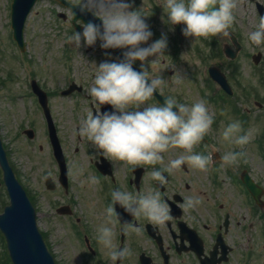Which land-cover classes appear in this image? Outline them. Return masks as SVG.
<instances>
[{"label": "rangeland", "instance_id": "374dc122", "mask_svg": "<svg viewBox=\"0 0 264 264\" xmlns=\"http://www.w3.org/2000/svg\"><path fill=\"white\" fill-rule=\"evenodd\" d=\"M11 1L0 0V138L8 162L25 190L33 196L37 210V226L39 231L45 234V242L55 263L103 264V246L96 239V229L103 223V181L96 176V171L90 165L92 159L97 160L93 155L94 148L86 138L77 134V130L87 112L97 107L87 94L94 79L96 65L112 58L103 52L99 41L94 47H90L89 52L87 47L75 50L68 41V37L74 31L64 21L54 18V10L59 12L63 10L57 8L50 0H38L28 16L24 27L25 52L19 53L12 40ZM68 1L79 3V0ZM245 5L248 6L246 0H238V8L235 11L237 19L232 30L240 36L243 49L234 65L240 72L241 85L247 88L254 87L258 91L257 99L249 97L252 100L249 102L251 105L255 100L264 103V88H261L258 78L261 73L264 77V45H253L248 39L249 34L255 30L258 19L255 18L252 8H247ZM141 8L144 9L146 6ZM226 39L221 37V44ZM189 40L190 45L196 44L195 37H189ZM258 52L263 56L262 64L259 66L251 61V55ZM155 59L156 57H149L146 67L153 75L160 73L164 79H170L174 84L175 96L185 92L186 89L193 90L189 82L192 81L191 77L198 76V67L202 68V74L199 76L206 80L204 76L206 68L218 66L216 64L220 63L219 67L225 71L224 67L227 66L221 58L206 62L202 58L192 57L187 52L177 63L168 56H163L157 61H154ZM152 61L154 62L150 65ZM137 64L140 65V62L137 61ZM168 68L173 69V77H168ZM235 71L234 75L231 74V79L238 89L240 85L234 78ZM178 77L182 78L179 83ZM31 80H35L49 92H60L72 81L85 87L80 94L75 93L67 98L57 95L50 101L57 136L68 165L70 188L67 195L63 190L51 191L45 187L47 178H51L56 184L57 168L46 138L41 113L29 88ZM190 99L195 102L199 98L196 95ZM252 110L255 111L253 114L258 113L256 108ZM262 115L258 123H251L249 128L251 140L259 132L263 134ZM26 129L34 131L33 140L23 135L22 132ZM209 134L215 137V132L210 131ZM220 139L226 146L222 133ZM252 146L250 141L243 149L250 164L260 167L264 189V166L260 164L259 158L254 153L255 147ZM76 169H82V174H74ZM90 177H96L98 183H91ZM1 180L0 171V212L8 204V197ZM224 188L230 206L232 205L233 210L239 211L238 200L233 199L234 191L228 185ZM69 202L72 203L71 216L56 214L55 210L58 207ZM254 227L252 264H264V230L259 223ZM84 236L90 240V245L95 250L94 256L86 250ZM7 258L5 241L0 238V264H9Z\"/></svg>", "mask_w": 264, "mask_h": 264}, {"label": "clouds", "instance_id": "9594fccd", "mask_svg": "<svg viewBox=\"0 0 264 264\" xmlns=\"http://www.w3.org/2000/svg\"><path fill=\"white\" fill-rule=\"evenodd\" d=\"M134 3L135 0H79L75 4L81 13H91L101 21L80 22L82 30L74 31L68 37L75 50L94 47L98 41L102 49L124 50L122 59H108L96 65L87 94L97 107L95 112H87L77 134L94 148L95 157H109L134 167L162 164L164 153L183 149L166 167L151 171V178L163 184L166 181L164 172L180 169L185 163L200 170L207 169L212 155L195 152L194 148L208 135L215 117L209 102L203 98L188 104L180 102L176 96L162 95V103H149L167 81L160 73L153 75L146 64L149 57H156L154 61H157L166 56L168 38L162 34L148 43L153 32L145 19L147 15L134 8ZM237 8L238 0H166L164 12L170 25H184L181 31L186 38L229 37L237 19ZM72 15L76 16L73 10ZM248 39L253 45H264V15L259 17ZM145 44L147 46H143ZM137 61L140 62L139 70L134 67ZM181 79L178 77L177 82ZM105 104L111 105L112 110L102 112L101 106ZM222 137L241 149L251 141L239 120L224 126ZM245 155L242 150H229L221 157V167L237 165ZM74 174H82V169H76ZM89 180L98 183L96 177ZM201 202L199 196L189 197L184 208H195ZM117 206L132 219L144 217L157 225H163L172 215L159 191L134 192L119 187L112 190L111 203L105 209V221L96 229V239L107 250L113 264H123L132 255V250L116 244V220L121 221L122 233L132 230L140 234L143 227L122 222Z\"/></svg>", "mask_w": 264, "mask_h": 264}, {"label": "flooded vegetation", "instance_id": "af4514ba", "mask_svg": "<svg viewBox=\"0 0 264 264\" xmlns=\"http://www.w3.org/2000/svg\"><path fill=\"white\" fill-rule=\"evenodd\" d=\"M139 1L136 9L147 15L145 19L149 25L164 12L163 4L166 0H152L161 9L159 13L153 11V6L149 3L151 0ZM142 6L146 8L142 9ZM179 25L181 29L184 26ZM191 80L189 83L193 90L186 89L176 97L180 102L188 104L193 103L190 97L196 95L199 99H206L208 105L217 110L210 131L213 129L214 132L222 131L232 120H239L244 131L249 134V119L252 114L249 102L228 97L217 85L210 93L211 88H204L203 84H199V76ZM173 87L174 85H169V91L175 96ZM49 97L51 98L50 95ZM149 103L155 101L151 100ZM237 104L241 107L242 113L238 117L235 110ZM259 110L262 111L263 107ZM229 150L244 151L228 142L224 146L218 137L212 141L208 134L194 148L195 152L212 155V161L207 169L200 170L190 163H185L176 172L175 170L164 172L166 181L163 184L151 178V171L154 168L166 167L171 159H175L184 151L183 149L175 148L164 153L163 163L157 165L134 167L122 161L103 157L105 161L107 160L111 172V175H103V222L106 217L105 209L111 203V191L117 187L134 192L159 191L171 209L172 218L163 225H157L144 217L132 219L117 206L122 222H132L143 227L140 234L132 230L122 233L121 221L116 220V244L132 250V255L126 258L123 264H252L253 229L254 225L259 223L264 230V209L255 204L244 185V179H250L256 185L263 186L260 167L250 164L247 154L237 165L221 167L223 163L221 157ZM254 153L264 166V141L255 143ZM106 170L103 163V172ZM226 185L234 191L233 199L237 198L239 211L233 210L232 205L230 206L228 196L225 194ZM194 196H199L202 202L195 208L185 209L187 199ZM103 264H113L104 248Z\"/></svg>", "mask_w": 264, "mask_h": 264}, {"label": "water", "instance_id": "95a60500", "mask_svg": "<svg viewBox=\"0 0 264 264\" xmlns=\"http://www.w3.org/2000/svg\"><path fill=\"white\" fill-rule=\"evenodd\" d=\"M36 0H14L12 4L13 36L23 49V25L27 14ZM62 1V0H60ZM76 10V9H75ZM79 10V9H78ZM84 22L101 21L93 15H80ZM0 166L4 173V182L10 197V205L0 215V230L7 241V248L13 264H54L41 235L38 232L35 212L23 189L6 161L0 141Z\"/></svg>", "mask_w": 264, "mask_h": 264}]
</instances>
